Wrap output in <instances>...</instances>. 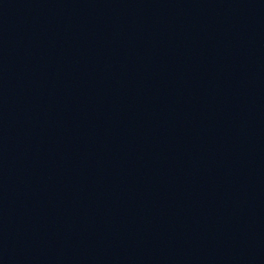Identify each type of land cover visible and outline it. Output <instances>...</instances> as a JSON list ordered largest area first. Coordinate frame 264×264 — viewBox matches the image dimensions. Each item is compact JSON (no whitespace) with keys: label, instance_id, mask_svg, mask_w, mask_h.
Listing matches in <instances>:
<instances>
[{"label":"water","instance_id":"water-1","mask_svg":"<svg viewBox=\"0 0 264 264\" xmlns=\"http://www.w3.org/2000/svg\"><path fill=\"white\" fill-rule=\"evenodd\" d=\"M0 264H264V0H0Z\"/></svg>","mask_w":264,"mask_h":264}]
</instances>
